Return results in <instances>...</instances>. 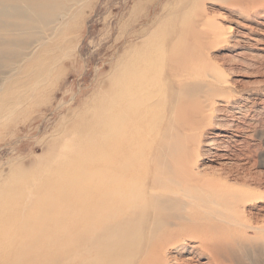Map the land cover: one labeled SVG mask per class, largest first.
<instances>
[{
  "label": "rangeland",
  "instance_id": "obj_1",
  "mask_svg": "<svg viewBox=\"0 0 264 264\" xmlns=\"http://www.w3.org/2000/svg\"><path fill=\"white\" fill-rule=\"evenodd\" d=\"M51 4L43 13L49 22L35 24L30 46L15 40L0 57V94L8 79L29 82V73L19 69L42 45L51 43L60 59L49 62L55 68L45 72L43 79L51 75L36 91L30 83L7 91L10 99L17 90L27 97L0 117V264H51L59 256L56 246L65 242L66 223L42 221L38 196H52L47 207L55 219V206L69 204L65 193L73 183L68 178L87 160L77 133L61 138L63 130L107 85L118 59L152 37L164 44L155 75L165 79L178 73L182 84L174 88L182 99L179 107L171 106L176 90L166 86L168 104L153 115L158 126L151 135L149 165L171 175L196 174L192 183L211 197L216 227L205 232L206 247L197 235L198 222L176 218L178 208L171 206L168 215L176 224L165 234L168 243L148 258L153 264H264V0ZM13 18L0 15V25ZM62 49L69 50L67 56ZM54 145L57 150L49 153ZM179 222L196 227L195 234L177 241ZM35 237H42L39 245L31 244Z\"/></svg>",
  "mask_w": 264,
  "mask_h": 264
},
{
  "label": "bare ground",
  "instance_id": "obj_2",
  "mask_svg": "<svg viewBox=\"0 0 264 264\" xmlns=\"http://www.w3.org/2000/svg\"><path fill=\"white\" fill-rule=\"evenodd\" d=\"M27 1L0 0V15L14 17L12 22L0 25L1 58L15 40L30 46L35 24L43 26L49 22L43 13L51 9L54 0ZM157 39L152 37L142 47L124 53L107 85L76 121L63 130L61 138L72 131L77 133L75 139L81 143L80 152L86 154L87 160L79 171L76 169L78 173L74 177L68 178L69 185L71 181L73 183L70 191H65L69 197L68 206H62L55 197L58 203L55 219L54 210L47 207L52 196L48 193L38 196L43 203L37 211L38 216L44 218L42 221L51 219L57 224L66 223L62 234L65 242L60 241L56 246L59 256L51 264H153L148 258L150 252L162 249L168 243L165 234L172 230L170 226L174 222L167 210L171 206L178 208L176 218L198 222L197 228L201 231L197 235L208 247L204 234L216 227L210 218L215 209L211 206V197L202 191L203 186L192 183L196 174L184 175L178 171L171 175L159 165H149L148 154L153 148L152 140H155L151 135L158 126L153 123V115L168 104L166 86L174 88L182 84L177 79L178 73H172L171 77L167 75L165 79L155 75L161 71L164 61V44ZM50 44L34 51L20 67L22 73H29V82L27 78L8 79L5 92L0 94V117L4 110L14 107L15 111L27 97L25 90H17L10 99L7 91L23 88L27 83L36 91L50 77L51 74L43 79L45 72L55 68L49 62L60 60L53 51L55 49L49 48ZM68 53V49L60 52L63 57ZM174 94V103L170 105L179 107L180 91L176 90ZM162 117L160 122L164 120ZM85 124L86 129L83 128ZM56 150L54 145L48 152L55 153ZM146 152L147 156L144 155ZM224 158L231 159L232 156ZM147 162L151 167L145 170ZM181 207L185 208L183 212ZM178 225L182 230L177 241L184 236H193L194 228L197 229L183 222ZM40 230L46 231L47 226L41 225ZM41 238H33L31 244L39 245ZM212 246L217 252L215 245ZM157 259L155 257V261Z\"/></svg>",
  "mask_w": 264,
  "mask_h": 264
}]
</instances>
